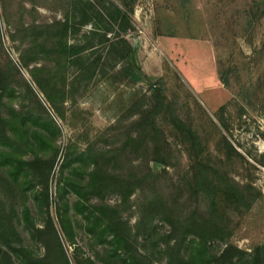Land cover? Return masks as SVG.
Masks as SVG:
<instances>
[{"label":"rangeland","instance_id":"374dc122","mask_svg":"<svg viewBox=\"0 0 264 264\" xmlns=\"http://www.w3.org/2000/svg\"><path fill=\"white\" fill-rule=\"evenodd\" d=\"M66 2L0 0V72L8 76L9 84L16 91V98L7 109H30L45 116L27 92L26 82L59 130L52 143L26 158L32 160L38 156L37 184L41 181V171L51 168L49 215L71 262L75 246L85 256L91 252L83 225H75V245H70L58 224L63 177L71 180L76 177L74 170L63 167L67 155L110 151L97 163H106L119 182L128 179L132 165L139 166L137 174L140 175L145 169L142 151L133 157L126 142L130 134L135 136L141 132L143 112L152 104L156 85L160 86L174 114L190 124L207 143L212 161L240 185L255 189L256 199L251 208L228 216L232 230L228 242L248 253L264 248V0H134L133 30L125 37L136 51L140 81L134 82L131 75L126 76L120 71V65L89 81L71 69L65 74V87L59 88L65 90V95H56L55 108H52L32 77L35 75L43 82L47 73L36 74L35 67H40V63L22 66L20 56L24 45L14 35L21 22L43 24L61 19ZM86 30L89 26L83 29ZM9 61L18 73H9ZM221 75L225 84L221 82ZM221 107L225 108L223 112H219ZM218 118L227 125V132L220 127ZM221 134L236 153L227 155L219 147ZM169 141L172 153L169 165L149 163L150 169L159 175L157 188L137 185L125 202L117 191L90 198L92 204L102 202L116 208L133 235L144 234L147 228V236L148 231L155 229L151 239L159 240L160 246L164 245L162 238L170 235V226L161 220V215L152 219L155 228L144 226L147 217L144 219L141 205L155 197L153 192L159 193L169 206L175 204L179 194L177 177L187 169L188 158L177 140L169 136ZM94 166L90 162L88 172ZM40 187L36 185V190ZM67 198L71 203L76 200L73 193ZM0 199L18 211L19 201L12 192L5 194L0 187ZM29 207L35 223L45 226L35 204L30 201ZM138 238L142 242V236ZM146 246L151 252V245ZM224 247L223 243L215 244V249Z\"/></svg>","mask_w":264,"mask_h":264},{"label":"trees","instance_id":"16d2710c","mask_svg":"<svg viewBox=\"0 0 264 264\" xmlns=\"http://www.w3.org/2000/svg\"><path fill=\"white\" fill-rule=\"evenodd\" d=\"M66 1L61 19L43 24L21 22L14 35L20 45H24L20 56L22 66L40 63V67H35L36 74L47 73L43 82L35 75L32 77L51 107L55 108L56 95H65V90L59 88L65 87V74L71 69L89 81L120 65L121 72L131 75L134 82L140 81L136 51L125 37L133 30L134 0ZM88 26L89 30L83 31ZM8 67L9 73L17 72L10 61ZM221 82L225 84L222 75ZM24 83L35 103L43 109L44 117L30 109H7L16 98V91L9 84L8 76L0 72V187L5 194L12 192L19 201L16 211L0 199V264H264V248L248 253L228 242L232 232L228 216L232 212L248 211L256 199L255 189L251 185H240L212 161L207 143L190 124L174 114L159 85L153 89L152 104L143 112L141 132L135 136L130 134L126 142L133 157L142 151L145 169L140 175L137 174L139 166L132 165L128 179L119 182L106 163H97L110 151L67 155L63 167L74 170L76 177L73 180L63 177L64 183L59 188L58 224L70 245H75V225H83L91 252L85 256L81 248L75 246L71 262L49 215L51 168H42L41 181L37 184L38 156L32 160L26 158L52 143L59 130L30 86ZM224 109L221 107L219 112ZM218 123L227 132V125L220 118ZM167 132L184 147L188 166L184 174L177 177L179 194L174 206H169L157 192L141 205L144 219L147 217L144 226L155 228L152 219L157 215L170 226V235L162 238L164 245L160 246L159 240L151 239L155 229L148 231L147 236V228L144 234L133 235L116 208L102 202L92 204L90 198L117 191L125 202L137 185L157 188L159 175L150 169L149 163L167 165L171 161ZM219 147L227 155L235 152L222 134ZM90 162L95 166L88 172ZM74 164L77 166L73 167ZM36 185L41 187L36 190ZM70 193L76 198L72 203L67 198ZM30 201L45 226L35 223ZM138 236H142V242ZM147 243L152 247L151 252ZM220 243L225 247L215 249V244Z\"/></svg>","mask_w":264,"mask_h":264}]
</instances>
